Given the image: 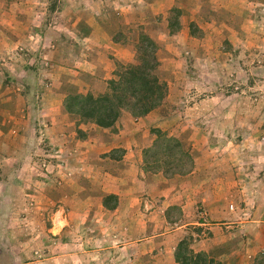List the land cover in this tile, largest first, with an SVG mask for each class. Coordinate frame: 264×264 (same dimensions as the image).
<instances>
[{
  "label": "crops",
  "instance_id": "obj_1",
  "mask_svg": "<svg viewBox=\"0 0 264 264\" xmlns=\"http://www.w3.org/2000/svg\"><path fill=\"white\" fill-rule=\"evenodd\" d=\"M143 36L163 104L111 127L69 112L72 90L104 93L142 62ZM30 121L33 154L60 163L21 209L47 221L50 252L16 264H180L184 238L218 264H264V0H0L3 159ZM154 128L185 138L188 171L146 169Z\"/></svg>",
  "mask_w": 264,
  "mask_h": 264
},
{
  "label": "trees",
  "instance_id": "obj_2",
  "mask_svg": "<svg viewBox=\"0 0 264 264\" xmlns=\"http://www.w3.org/2000/svg\"><path fill=\"white\" fill-rule=\"evenodd\" d=\"M139 47L143 53L140 64H118L115 77L108 81V90L104 93L83 94L72 90L65 102L68 111L102 127H111L118 120L122 109L131 110L135 116H144L160 107L167 93V85L156 73L158 67L157 45L149 37L143 36ZM153 132L157 137L154 146L146 152V155L149 156L147 170H156V167L159 166L152 165L153 162L150 160L152 152L155 154V163L161 159L165 160L164 163L167 164L165 170L167 171H172V166L177 160L182 164L186 162V159H190L191 162L192 156L179 137L170 135L160 128H154ZM158 144L165 151V156L158 157L160 150L152 151ZM176 164L178 165V163ZM115 199L114 195L106 197L107 205L110 208L116 207V203H111ZM190 244L191 240L188 238L180 241L175 254L177 262L180 264H218L206 252L194 251Z\"/></svg>",
  "mask_w": 264,
  "mask_h": 264
},
{
  "label": "rangeland",
  "instance_id": "obj_3",
  "mask_svg": "<svg viewBox=\"0 0 264 264\" xmlns=\"http://www.w3.org/2000/svg\"><path fill=\"white\" fill-rule=\"evenodd\" d=\"M253 101H255V99H253ZM251 106L253 108L255 104L252 103ZM32 123L33 122L30 121L29 126L24 129V135L26 134V137L15 139V143L23 146V148L20 150L14 148L12 150L13 159L6 160L0 156V264H16L18 262L31 261L33 255L43 260L47 258L50 252L48 245L51 239L45 229L47 221L44 222L42 229L40 226L39 231L37 225L34 226V222L30 220V218L28 221L25 220L28 210L26 211V209H24L23 212H21L22 206L23 208H26V206H36V201H39V197L45 194L47 195V190H45V188L53 178L51 175L54 173L52 168L53 160L59 162L53 148L48 150L49 148H46V146L42 144H40V146H43L45 152H42L43 154H33L37 149V147H34L33 142H37V140H34L35 136H32L34 134H30L33 133V131L29 129ZM11 134L15 135L16 133ZM223 138H226V135H224ZM237 138L238 135H235V139ZM182 140H185V138ZM161 147L162 146L158 144V146L152 150H160L158 152V157L165 156V151L161 149ZM154 155L155 154L152 152L150 160L153 162V166L154 164L159 165L156 167V170L158 168L166 169L165 167L167 164L164 163L165 160L161 159L158 163H155ZM43 161H46L47 168L42 167ZM176 163H178V165ZM176 163L172 166V171L179 170L185 172L191 168L190 159H186L184 164L179 160H177ZM25 198H29L28 202ZM33 227H35V229H33ZM38 236L40 237L38 238ZM36 249L40 250L38 254L34 253ZM19 253H22L24 256L21 258V261L18 259L20 256Z\"/></svg>",
  "mask_w": 264,
  "mask_h": 264
},
{
  "label": "built area",
  "instance_id": "obj_4",
  "mask_svg": "<svg viewBox=\"0 0 264 264\" xmlns=\"http://www.w3.org/2000/svg\"><path fill=\"white\" fill-rule=\"evenodd\" d=\"M42 167H46V168H47V163H46V161H43V162H42ZM231 207H233V205H231ZM200 214L202 215V217H205V216H206V214H205L203 211H200Z\"/></svg>",
  "mask_w": 264,
  "mask_h": 264
}]
</instances>
